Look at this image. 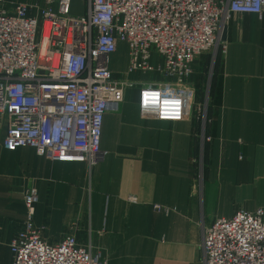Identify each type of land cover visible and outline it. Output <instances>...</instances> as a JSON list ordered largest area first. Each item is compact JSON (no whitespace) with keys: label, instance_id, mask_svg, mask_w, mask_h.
<instances>
[{"label":"crops","instance_id":"0c3cea01","mask_svg":"<svg viewBox=\"0 0 264 264\" xmlns=\"http://www.w3.org/2000/svg\"><path fill=\"white\" fill-rule=\"evenodd\" d=\"M224 31L206 123L205 59L195 61L185 84L186 117L159 119L141 109L139 91L161 78L128 75L124 42L109 69L134 87L104 116L105 156L97 164L53 161L30 147L6 150L9 123L0 117V264L12 262L10 242L24 225L31 188L45 239L73 236L107 264H204L205 227L264 207V13H233Z\"/></svg>","mask_w":264,"mask_h":264},{"label":"built area","instance_id":"2783aa9c","mask_svg":"<svg viewBox=\"0 0 264 264\" xmlns=\"http://www.w3.org/2000/svg\"><path fill=\"white\" fill-rule=\"evenodd\" d=\"M72 1L0 0L6 150L30 147L53 161H101L104 116L117 111L126 89L134 87L109 69L121 42L128 45V75L161 78L140 89L141 109L159 119H184L185 84L195 61L218 45L226 53L223 34L231 14L264 13V0H88L87 12L74 15ZM38 201L36 188L26 191V219L10 242L11 264H107L73 236L58 243L45 239L34 222ZM202 250L204 264H264V207L216 219L204 228Z\"/></svg>","mask_w":264,"mask_h":264},{"label":"rangeland","instance_id":"374dc122","mask_svg":"<svg viewBox=\"0 0 264 264\" xmlns=\"http://www.w3.org/2000/svg\"><path fill=\"white\" fill-rule=\"evenodd\" d=\"M13 1V0H9ZM24 1V0H21ZM88 10V0H73L71 4V13L74 15H82L85 14ZM205 59V77H204V86L201 90V104L202 106V113H201V120L203 123L207 121V111H208V100L212 91V83L213 79L216 76L217 71V64L219 59L221 58V52L219 49V45L210 50L209 52L203 54L199 57ZM159 60L156 57L153 59V62L157 64ZM203 156V154H202ZM203 159V158H202Z\"/></svg>","mask_w":264,"mask_h":264},{"label":"trees","instance_id":"16d2710c","mask_svg":"<svg viewBox=\"0 0 264 264\" xmlns=\"http://www.w3.org/2000/svg\"><path fill=\"white\" fill-rule=\"evenodd\" d=\"M218 62H219V61H218ZM214 80H215V78L213 79V83H212V90H213ZM211 93H212V91H211Z\"/></svg>","mask_w":264,"mask_h":264},{"label":"water","instance_id":"95a60500","mask_svg":"<svg viewBox=\"0 0 264 264\" xmlns=\"http://www.w3.org/2000/svg\"><path fill=\"white\" fill-rule=\"evenodd\" d=\"M223 40L225 41V31H224V34H223Z\"/></svg>","mask_w":264,"mask_h":264}]
</instances>
